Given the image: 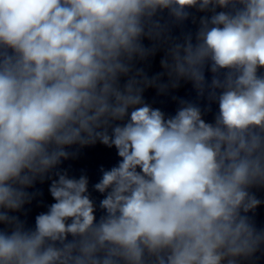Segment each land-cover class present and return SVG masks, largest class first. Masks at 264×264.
Returning <instances> with one entry per match:
<instances>
[{
  "label": "clouds",
  "instance_id": "clouds-1",
  "mask_svg": "<svg viewBox=\"0 0 264 264\" xmlns=\"http://www.w3.org/2000/svg\"><path fill=\"white\" fill-rule=\"evenodd\" d=\"M201 17L161 59L169 83L133 61L156 48L167 10ZM222 9L216 11V9ZM264 0H0V264H240L264 247L247 213L264 187ZM206 71L211 73L210 82ZM121 77H127L121 87ZM190 81L214 122L181 100L172 116L143 99ZM120 158L93 187L56 171L52 203L26 229L9 215L75 153ZM69 236L71 239H69Z\"/></svg>",
  "mask_w": 264,
  "mask_h": 264
}]
</instances>
